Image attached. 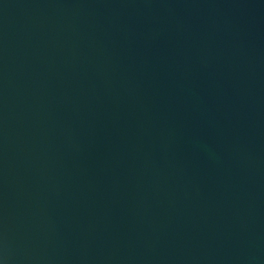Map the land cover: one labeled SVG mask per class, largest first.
<instances>
[{
	"label": "water",
	"instance_id": "obj_1",
	"mask_svg": "<svg viewBox=\"0 0 264 264\" xmlns=\"http://www.w3.org/2000/svg\"><path fill=\"white\" fill-rule=\"evenodd\" d=\"M0 264H264V0H0Z\"/></svg>",
	"mask_w": 264,
	"mask_h": 264
}]
</instances>
